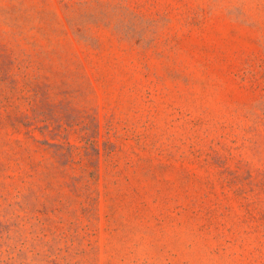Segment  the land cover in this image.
Here are the masks:
<instances>
[{"label": "rangeland", "instance_id": "rangeland-1", "mask_svg": "<svg viewBox=\"0 0 264 264\" xmlns=\"http://www.w3.org/2000/svg\"><path fill=\"white\" fill-rule=\"evenodd\" d=\"M0 264H264V0H0Z\"/></svg>", "mask_w": 264, "mask_h": 264}]
</instances>
